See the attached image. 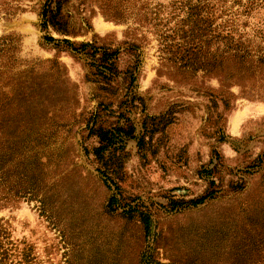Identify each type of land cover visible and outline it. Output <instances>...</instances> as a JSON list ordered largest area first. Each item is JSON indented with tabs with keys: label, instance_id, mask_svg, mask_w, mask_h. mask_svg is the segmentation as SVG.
Masks as SVG:
<instances>
[{
	"label": "rangeland",
	"instance_id": "obj_1",
	"mask_svg": "<svg viewBox=\"0 0 264 264\" xmlns=\"http://www.w3.org/2000/svg\"><path fill=\"white\" fill-rule=\"evenodd\" d=\"M46 1L0 0V139L10 140L13 194L28 189L0 218L31 247L33 264H246L264 235V82L251 96L218 73L180 69L188 0H68L66 35L43 31ZM211 1L216 28L224 9L248 6L240 31L264 33V0ZM47 36L118 49L117 77L106 83L91 56ZM118 127L135 138H123L110 176L120 205L150 217L149 235L138 214L108 210L118 192L100 173L94 133ZM212 180L214 200L173 208Z\"/></svg>",
	"mask_w": 264,
	"mask_h": 264
},
{
	"label": "trees",
	"instance_id": "obj_2",
	"mask_svg": "<svg viewBox=\"0 0 264 264\" xmlns=\"http://www.w3.org/2000/svg\"><path fill=\"white\" fill-rule=\"evenodd\" d=\"M67 1H46L42 12L43 31L51 27L62 35L68 34V23L63 20L62 16V9ZM185 6L187 7V18L183 25L189 26V30L185 31L189 38L184 47L180 46L174 52L177 61L182 63L180 69L190 67L194 71L202 70L208 74L218 73L222 83L231 87L238 86L247 95L261 96L259 84L264 82V45L262 44L264 33L258 30L253 38L250 35L247 36V33H242L239 25L241 17L249 15L254 9L248 6L244 11L238 12L224 9V13L221 14V18H225L224 23L216 28V9L211 0H188ZM182 38L185 39L184 36ZM45 39L59 47L65 45L75 54L91 56L92 60H95L92 66L106 83H111L117 77L119 72L117 61L120 54L118 49L99 47L92 43L76 45L70 40H58L49 36ZM94 134L99 139L94 155L101 165L105 166L100 173L104 176L105 183L110 181L118 192L109 199L108 210L116 212L121 208L123 214L130 218L138 214L145 225L146 235H149L150 217L145 212L139 211L141 205H120L124 200L121 188L110 176V173H117L121 166V159L117 153L124 148L123 138H135L134 128L99 129ZM9 141L8 138H5L4 142L0 139V146L2 145L5 149V153L0 152V171L12 163L8 154L11 148ZM143 143L144 140H141L140 146ZM10 171L11 167H6L2 176L8 179L7 186L5 185L6 180L2 183L0 181V208H15V205L28 194L27 187L21 188L18 194H13L8 178ZM21 176L22 182L28 178L26 172H23ZM1 186H6L7 192H3ZM215 188L216 183L212 180L210 189L201 197L190 201L172 200L171 204L174 205L173 208L182 209L200 207L216 198ZM118 194L121 198L117 197ZM253 243L252 247L256 251L244 254L243 259L246 260V264H264V235L257 237ZM0 264H33L31 247L28 243L19 242L14 238L10 223L3 218H0Z\"/></svg>",
	"mask_w": 264,
	"mask_h": 264
}]
</instances>
